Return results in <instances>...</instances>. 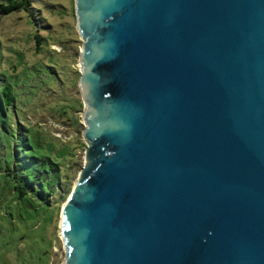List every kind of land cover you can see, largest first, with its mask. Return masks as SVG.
I'll use <instances>...</instances> for the list:
<instances>
[{"label":"water","instance_id":"water-1","mask_svg":"<svg viewBox=\"0 0 264 264\" xmlns=\"http://www.w3.org/2000/svg\"><path fill=\"white\" fill-rule=\"evenodd\" d=\"M86 163L64 264H264V0H75Z\"/></svg>","mask_w":264,"mask_h":264},{"label":"rangeland","instance_id":"rangeland-1","mask_svg":"<svg viewBox=\"0 0 264 264\" xmlns=\"http://www.w3.org/2000/svg\"><path fill=\"white\" fill-rule=\"evenodd\" d=\"M31 4L29 13L0 15V84H11L16 94L15 126L23 135L31 130L34 155L52 159L60 177L51 193L30 190L19 197L11 188L18 183L13 174L12 184L4 175L3 159L14 150L0 139V264H64L61 215L86 163L88 144L78 84L83 39L75 0Z\"/></svg>","mask_w":264,"mask_h":264},{"label":"trees","instance_id":"trees-1","mask_svg":"<svg viewBox=\"0 0 264 264\" xmlns=\"http://www.w3.org/2000/svg\"><path fill=\"white\" fill-rule=\"evenodd\" d=\"M31 7V0H3L0 3V15H6L14 11L29 13ZM34 38L37 50H39L41 38L38 33L34 35ZM15 100L16 94L13 91L12 85L1 83L0 139L3 138L6 145L13 147L14 150L13 154L3 159L8 165L4 175L8 177L7 179L12 184L13 174L18 183L12 184L11 188L17 192L19 197L25 196L30 190H34L38 194L51 193L55 190L60 177L57 165L50 158H39L34 155V146L30 140V137L33 136L31 130L28 129V133L23 135L21 127L15 126L16 123L14 124L15 121L12 119V112L15 110L16 105ZM0 161H2L1 158ZM11 165H13V168H11ZM1 170L0 168V173Z\"/></svg>","mask_w":264,"mask_h":264},{"label":"bare ground","instance_id":"bare-ground-1","mask_svg":"<svg viewBox=\"0 0 264 264\" xmlns=\"http://www.w3.org/2000/svg\"><path fill=\"white\" fill-rule=\"evenodd\" d=\"M66 204V203H65ZM65 204L63 205V211H62V213L64 212V209H65Z\"/></svg>","mask_w":264,"mask_h":264}]
</instances>
